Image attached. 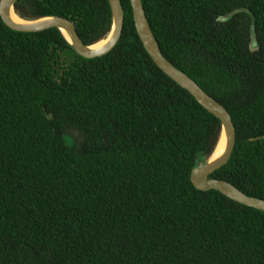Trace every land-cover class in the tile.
Segmentation results:
<instances>
[{"label": "trees", "instance_id": "obj_1", "mask_svg": "<svg viewBox=\"0 0 264 264\" xmlns=\"http://www.w3.org/2000/svg\"><path fill=\"white\" fill-rule=\"evenodd\" d=\"M120 2L121 36L94 58L0 17V264H264V211L190 180L220 120L157 67ZM141 2L162 55L232 118L233 151L210 177L264 199V0ZM242 7L253 51L247 13L218 20ZM14 10L65 17L84 44L111 23L108 0Z\"/></svg>", "mask_w": 264, "mask_h": 264}, {"label": "water", "instance_id": "obj_2", "mask_svg": "<svg viewBox=\"0 0 264 264\" xmlns=\"http://www.w3.org/2000/svg\"><path fill=\"white\" fill-rule=\"evenodd\" d=\"M16 1L17 0H0V17L6 26L13 30L22 32H38L51 27L56 28L63 36L67 44L77 54L85 58L99 57L108 53L117 44L121 36L124 17L120 0H108L111 12L110 27L104 37L91 44H84L80 39L74 24L70 20L62 16L42 15L33 18H22L27 21L26 23L13 21L10 17V14L13 12L15 15H17L14 10V3ZM129 1L137 35L153 62L168 77L174 80L179 86L186 89L200 105H202L206 110H208L220 120V133L213 151L209 155H203L201 152H199L191 167L190 180L193 186L199 190L213 189L219 191L226 197L240 204L264 211V199L248 196L232 183L210 177L213 171L222 167L228 161L233 151L235 145V128L232 118L224 106H222L212 96L205 92L194 80H192L184 72L177 69L162 55L158 43L150 28L141 0ZM238 12H245L250 17L249 46L253 51L258 47L254 27L255 17L248 8L242 7L234 9L224 16H219L218 20L226 21ZM102 40H106L103 45L97 48L91 47L92 45ZM222 134H224V149L218 157L210 161L211 156L215 152L221 140ZM262 137H264V135L257 138Z\"/></svg>", "mask_w": 264, "mask_h": 264}, {"label": "bare ground", "instance_id": "obj_3", "mask_svg": "<svg viewBox=\"0 0 264 264\" xmlns=\"http://www.w3.org/2000/svg\"><path fill=\"white\" fill-rule=\"evenodd\" d=\"M10 17H11V19H12L13 21H15V22H19V23H26V22H27V21H25L24 19H22L21 17H19L18 15H15L13 12L10 14ZM105 42H106V40H102V41H100V42H98V43L92 45L91 47H92V48H97V47L103 45ZM223 139H224V134H222V136H221V140H220V142H219V144H218V146H217L215 152H214L213 155L211 156L210 161L214 160L216 157H218V156L222 153V151H223V149H224V146H223Z\"/></svg>", "mask_w": 264, "mask_h": 264}, {"label": "rangeland", "instance_id": "obj_4", "mask_svg": "<svg viewBox=\"0 0 264 264\" xmlns=\"http://www.w3.org/2000/svg\"><path fill=\"white\" fill-rule=\"evenodd\" d=\"M67 134L70 137V139H66L67 142H70V143H77L78 142L77 135L74 131L69 130L67 132Z\"/></svg>", "mask_w": 264, "mask_h": 264}]
</instances>
